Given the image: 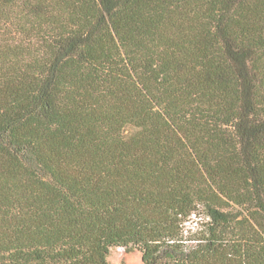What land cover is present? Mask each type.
Listing matches in <instances>:
<instances>
[{
	"label": "trees",
	"instance_id": "obj_1",
	"mask_svg": "<svg viewBox=\"0 0 264 264\" xmlns=\"http://www.w3.org/2000/svg\"><path fill=\"white\" fill-rule=\"evenodd\" d=\"M264 264V0H0V264Z\"/></svg>",
	"mask_w": 264,
	"mask_h": 264
},
{
	"label": "rangeland",
	"instance_id": "obj_2",
	"mask_svg": "<svg viewBox=\"0 0 264 264\" xmlns=\"http://www.w3.org/2000/svg\"><path fill=\"white\" fill-rule=\"evenodd\" d=\"M108 264H142L138 250L125 251L123 247H113L108 256Z\"/></svg>",
	"mask_w": 264,
	"mask_h": 264
}]
</instances>
